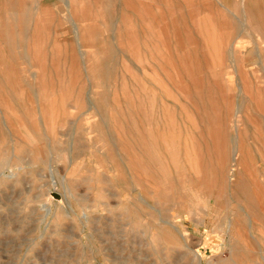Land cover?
<instances>
[{
  "label": "rangeland",
  "instance_id": "rangeland-1",
  "mask_svg": "<svg viewBox=\"0 0 264 264\" xmlns=\"http://www.w3.org/2000/svg\"><path fill=\"white\" fill-rule=\"evenodd\" d=\"M262 19L0 0V264H264Z\"/></svg>",
  "mask_w": 264,
  "mask_h": 264
},
{
  "label": "bare ground",
  "instance_id": "bare-ground-1",
  "mask_svg": "<svg viewBox=\"0 0 264 264\" xmlns=\"http://www.w3.org/2000/svg\"><path fill=\"white\" fill-rule=\"evenodd\" d=\"M255 10V9H254ZM258 11V10H257ZM254 14V13H253ZM261 17V16H260ZM254 18V17H253ZM263 20V19H262ZM263 22H264V20H263ZM262 26H264V23H262ZM134 49H136V48H134ZM131 50H133V49H131ZM134 51V50H133ZM136 52V51H135ZM138 56V55H137ZM133 58H135V56L133 57ZM141 58V57H140ZM140 58H138V59H140ZM97 76V77H96ZM106 75H105V71H100V72H97V73H95V75L93 76L94 78L96 77V78H98V79H102L103 77H105ZM104 100L102 99V98H100V100H99V103L101 104V105H104Z\"/></svg>",
  "mask_w": 264,
  "mask_h": 264
}]
</instances>
